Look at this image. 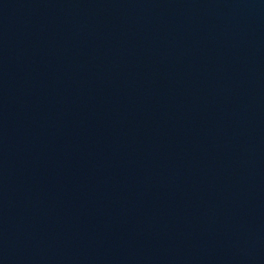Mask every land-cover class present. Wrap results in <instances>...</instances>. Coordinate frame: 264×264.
<instances>
[{"label": "water", "instance_id": "obj_1", "mask_svg": "<svg viewBox=\"0 0 264 264\" xmlns=\"http://www.w3.org/2000/svg\"><path fill=\"white\" fill-rule=\"evenodd\" d=\"M0 264H264V0H0Z\"/></svg>", "mask_w": 264, "mask_h": 264}]
</instances>
